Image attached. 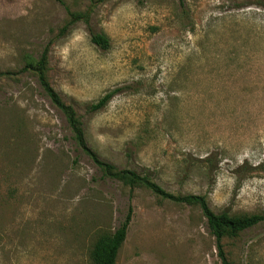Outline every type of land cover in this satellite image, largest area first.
<instances>
[{
    "label": "rangeland",
    "instance_id": "obj_1",
    "mask_svg": "<svg viewBox=\"0 0 264 264\" xmlns=\"http://www.w3.org/2000/svg\"><path fill=\"white\" fill-rule=\"evenodd\" d=\"M46 48L101 158L217 212L264 213V0H0V264H94L130 207L117 264H222L198 205L103 178L77 148L28 68ZM223 244L264 264V222Z\"/></svg>",
    "mask_w": 264,
    "mask_h": 264
},
{
    "label": "trees",
    "instance_id": "obj_2",
    "mask_svg": "<svg viewBox=\"0 0 264 264\" xmlns=\"http://www.w3.org/2000/svg\"><path fill=\"white\" fill-rule=\"evenodd\" d=\"M75 15L73 13V16ZM63 29L65 30L66 27ZM92 41L103 49L110 47L109 37L104 33H93ZM47 58L48 48L42 52L36 64H30L28 68L37 72L39 83L45 95L65 116L77 148L92 159L102 172V177L120 181L131 188L137 184H143L156 195L175 203L198 205L207 220L210 232L216 239L218 256L222 264H233L225 250L223 239L226 237H237L243 231L264 222V213L234 214L226 209L217 212L210 206L208 198L204 194L189 193L182 195L170 192L148 173L139 172L135 169L118 168L114 163L101 158L97 151L88 144L86 133L74 106L66 103L48 80L46 75ZM114 93V91L107 92L96 102L90 104L88 110L96 112L103 109L111 101ZM259 166L264 171V159ZM132 211L133 208L130 207L126 219L114 232L106 231L98 235L90 252L94 264H117L120 248L127 237Z\"/></svg>",
    "mask_w": 264,
    "mask_h": 264
}]
</instances>
